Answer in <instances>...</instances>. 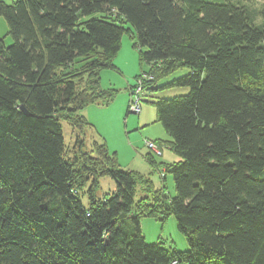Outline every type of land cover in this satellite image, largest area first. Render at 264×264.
Wrapping results in <instances>:
<instances>
[{
  "label": "trees",
  "instance_id": "trees-1",
  "mask_svg": "<svg viewBox=\"0 0 264 264\" xmlns=\"http://www.w3.org/2000/svg\"><path fill=\"white\" fill-rule=\"evenodd\" d=\"M258 2L0 0L13 38L0 37V264H264ZM127 24L150 65L138 77L142 92L190 89L156 104L179 158L160 166L158 190L122 169L107 144L86 145L92 125L81 111L115 99L100 73L116 69ZM147 158L157 167L152 152ZM107 177L116 187L101 196ZM170 216L188 251L146 242L141 219Z\"/></svg>",
  "mask_w": 264,
  "mask_h": 264
},
{
  "label": "rangeland",
  "instance_id": "rangeland-1",
  "mask_svg": "<svg viewBox=\"0 0 264 264\" xmlns=\"http://www.w3.org/2000/svg\"><path fill=\"white\" fill-rule=\"evenodd\" d=\"M2 1L12 3L14 0ZM242 2L251 5L253 8L261 7L258 0H242ZM8 31L9 26L6 19L0 17V37L5 38L6 44H11L13 38L8 34ZM135 42V30L130 24H127L121 49L114 61L116 69H105L100 73L101 87L105 90L115 89L117 92L115 99L109 106L89 105L81 113L90 116H86V118L92 125L85 130L88 150L92 147V140L107 144L110 153L116 156L122 169L138 173L150 179L158 190L164 185L160 175V166L163 164L174 165L179 161V158L171 148L169 135L157 119L156 104L161 99H172L187 95L190 89L177 87L155 92L144 90L141 94V113L132 112L130 108L131 87L137 84L138 77L144 71L150 70V65L141 62ZM184 72L175 73L160 83H164ZM63 128L66 145L71 147L74 129L66 122L63 123ZM146 141L160 142L162 146L163 156L152 153L157 167H154L147 158L150 151L146 148ZM166 185L168 191L173 195L175 189L171 174L167 175ZM115 187V182L111 178H103L101 179L99 195L112 193ZM141 230L146 242L149 244H157L163 241L166 243V247L173 246L179 252L189 250V243L178 230L174 216L168 217L164 222L143 217L141 219Z\"/></svg>",
  "mask_w": 264,
  "mask_h": 264
},
{
  "label": "built area",
  "instance_id": "built-area-1",
  "mask_svg": "<svg viewBox=\"0 0 264 264\" xmlns=\"http://www.w3.org/2000/svg\"><path fill=\"white\" fill-rule=\"evenodd\" d=\"M145 78L148 77L147 75L144 76ZM142 80H138L136 87L131 90V111L140 114L142 111V100H141V94H142ZM146 148L156 154V155H163L162 149L154 142V141H146Z\"/></svg>",
  "mask_w": 264,
  "mask_h": 264
},
{
  "label": "crops",
  "instance_id": "crops-1",
  "mask_svg": "<svg viewBox=\"0 0 264 264\" xmlns=\"http://www.w3.org/2000/svg\"><path fill=\"white\" fill-rule=\"evenodd\" d=\"M98 106H99V105H97V107H98ZM99 107H103V106H99ZM105 108H106V107H105ZM83 115H84V114H83ZM84 116H85V115H84ZM86 116H87V115H86ZM86 116H85V117H86ZM87 117H90V116H87ZM87 120H88V119H87Z\"/></svg>",
  "mask_w": 264,
  "mask_h": 264
},
{
  "label": "water",
  "instance_id": "water-1",
  "mask_svg": "<svg viewBox=\"0 0 264 264\" xmlns=\"http://www.w3.org/2000/svg\"><path fill=\"white\" fill-rule=\"evenodd\" d=\"M25 111V110H24Z\"/></svg>",
  "mask_w": 264,
  "mask_h": 264
}]
</instances>
